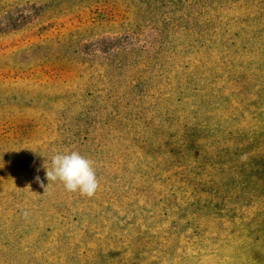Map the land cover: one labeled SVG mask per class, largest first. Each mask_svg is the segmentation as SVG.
<instances>
[{
	"label": "rangeland",
	"instance_id": "obj_1",
	"mask_svg": "<svg viewBox=\"0 0 264 264\" xmlns=\"http://www.w3.org/2000/svg\"><path fill=\"white\" fill-rule=\"evenodd\" d=\"M0 264H264V0H0Z\"/></svg>",
	"mask_w": 264,
	"mask_h": 264
},
{
	"label": "clouds",
	"instance_id": "obj_2",
	"mask_svg": "<svg viewBox=\"0 0 264 264\" xmlns=\"http://www.w3.org/2000/svg\"><path fill=\"white\" fill-rule=\"evenodd\" d=\"M46 178L48 181L62 182L67 191L79 190L88 197H92L99 186L93 162L75 151L53 155L51 167H46ZM36 180L40 181V177L37 176ZM24 215L27 216V212Z\"/></svg>",
	"mask_w": 264,
	"mask_h": 264
}]
</instances>
